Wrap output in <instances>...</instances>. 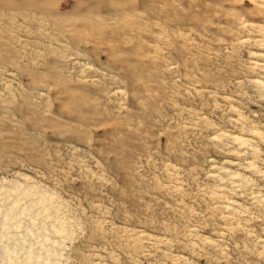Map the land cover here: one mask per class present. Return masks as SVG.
Here are the masks:
<instances>
[{
  "label": "rangeland",
  "instance_id": "rangeland-1",
  "mask_svg": "<svg viewBox=\"0 0 264 264\" xmlns=\"http://www.w3.org/2000/svg\"><path fill=\"white\" fill-rule=\"evenodd\" d=\"M14 198L49 264H264V0H0Z\"/></svg>",
  "mask_w": 264,
  "mask_h": 264
},
{
  "label": "bare ground",
  "instance_id": "bare-ground-1",
  "mask_svg": "<svg viewBox=\"0 0 264 264\" xmlns=\"http://www.w3.org/2000/svg\"><path fill=\"white\" fill-rule=\"evenodd\" d=\"M23 194L24 195H27L28 194V189H26L24 192H23ZM22 195V194H21ZM24 195H22V196H24ZM42 196V195H41ZM18 197V196H17ZM20 197V196H19ZM23 199V198H22ZM18 201H19V199H17V198H14V200L12 201V203H11V205H10V208L9 209H7V211L6 212H4L3 214H2V217L0 218V244H1V242L3 243L5 240V237H6V231L8 232V228H9V226H10V224H11V222L12 221H14L17 217H19V216H26L29 212H33V206H34V204L33 203H30V204H28L26 207H24L23 209H21V212L19 213V214H17L16 212H15V210L17 209V203H18ZM39 201V203H44L45 202V199H44V197H41V199L40 200H38ZM37 201V202H38ZM44 205V204H43ZM45 210V209H44ZM17 211V210H16ZM50 213V212H49ZM39 214L37 213V214H33V215H31L30 214V217H31V219H32V221H36L37 220V216H38ZM28 216V215H27ZM46 217V216H45ZM50 217V216H49ZM49 217H46V218H48L49 219ZM20 218V217H19ZM50 225V224H49ZM47 226H48V224H47ZM15 227V226H14ZM51 227V225L47 228V229H49ZM11 228V227H10ZM52 228H54V230L56 231V232H58V233H63L64 232V230L62 229V228H60V227H58V226H53ZM31 233V232H30ZM33 234V233H32ZM62 235V234H61ZM33 236H35V235H33ZM41 236V235H40ZM47 236V235H46ZM46 236H44L43 238H44V240H45V242L47 241L46 240ZM22 238V237H21ZM38 238H39V236H38ZM42 239V238H41ZM40 240V239H39ZM43 240V241H44ZM7 242V241H6ZM49 242V241H48ZM9 242H7V243H5V247H3L2 248V245H0L1 246V250H0V264H5V261L7 260H13V261H11L12 262V264H44V263H50L49 261H50V258H51V256H52V250H51V248H50V246H49V244L47 245L46 243H44V245H45V248H44V253L43 254H41L40 252H38V250L36 251V250H34V248H33V245H31L30 244V246H29V248L27 249V250H23V252H24V258L23 259H17L18 257H17V254H19L18 253V251L20 252V250L21 249H17V248H15V247H11L9 244H8ZM7 244V245H6ZM51 246H52V244H51ZM21 250V251H22ZM41 250V249H40ZM21 256V255H20ZM17 257V258H16ZM50 257V258H49ZM9 258V259H8ZM51 260H52V258H51ZM6 261V262H7ZM52 263V262H51ZM7 264V263H6ZM53 264V263H52Z\"/></svg>",
  "mask_w": 264,
  "mask_h": 264
}]
</instances>
